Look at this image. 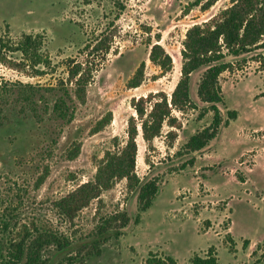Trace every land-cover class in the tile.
Listing matches in <instances>:
<instances>
[{
	"label": "rangeland",
	"instance_id": "1",
	"mask_svg": "<svg viewBox=\"0 0 264 264\" xmlns=\"http://www.w3.org/2000/svg\"><path fill=\"white\" fill-rule=\"evenodd\" d=\"M194 1L0 0L4 40L13 43L23 34H41L43 50L54 66L42 77H30L0 64V82L7 85H53L58 78L66 79L62 62L85 59L78 52L87 40L101 33L112 40L105 62L86 88L85 102L77 104L73 121L61 128L58 138L0 128V243L4 254L9 256L18 244L47 232L69 245L62 250L56 244L44 248L41 264H145L149 254L189 264L193 256L204 257L210 247L220 264H264V71L255 62L220 76L223 120L227 110L237 111L238 117L227 127L221 125L203 151L175 155L212 119V113L198 118L207 107L196 94L203 69L192 73L189 82V97L196 108L172 112L180 129L163 124L150 148L139 131L136 174L141 182L157 177L159 190L138 224L134 221L137 190L128 192L125 180L103 192L99 201H91L72 221L61 217L54 206L93 180L106 151L124 145L127 120L136 116L132 98L156 92L170 97L180 76L186 30L230 5L229 0H217L201 11L190 6ZM157 37L173 62L172 70L164 75L148 61L149 42L155 43ZM9 58L17 61L20 55L9 54ZM141 62H145L144 79L139 87L128 89L126 83ZM108 112L111 123L91 133ZM171 130L174 136L167 135ZM76 143H80L78 156L67 160V151ZM192 159V166L176 171ZM45 167L48 176L38 185ZM121 212L129 218L121 235L115 237V230L110 229L97 238L94 231L100 219ZM229 238L234 242L231 246ZM97 240L99 249L92 250Z\"/></svg>",
	"mask_w": 264,
	"mask_h": 264
},
{
	"label": "trees",
	"instance_id": "2",
	"mask_svg": "<svg viewBox=\"0 0 264 264\" xmlns=\"http://www.w3.org/2000/svg\"><path fill=\"white\" fill-rule=\"evenodd\" d=\"M217 0H195L191 7H199L201 11L211 8ZM230 5L207 21L194 24L188 28L181 43L180 76L168 97L164 92L149 93L145 97L132 98L130 105L136 116H130L126 125L124 145L106 151L96 165L93 180L79 185L75 190L55 202L58 214L72 221L76 214L89 206L91 201L100 199L103 192L110 190L118 181L125 180L128 192L137 190L135 223L151 206L159 190L157 177L141 182L136 174L135 166L138 154L136 139L141 133L142 140L148 148L153 140L161 135L163 124L173 129H180L173 111L185 112L194 110L195 104L189 97V82L192 73L203 69L197 84L198 100L207 107L198 118L212 113L209 125L202 131L191 135L175 155L199 153L214 140L221 128L227 127L238 117L235 110H227L223 120L219 105L225 106L220 76L235 73L249 62L258 64V70L264 71V0H229ZM111 38L101 33L93 40H87L78 55L85 56L83 61L67 58L63 63L66 79L58 78L55 84L41 86L39 84L2 83L0 82V128L9 126L14 131H36L40 138H58L61 128L74 119L75 107L83 104L86 88L93 80L94 74L105 62L110 51ZM150 44L148 61L158 67L161 74L169 73L173 68L171 56L158 43ZM44 36L41 34H23L17 42L10 43L0 35V64L16 71L26 72L30 77H42L53 71L51 59L44 52ZM18 53L19 60L12 61L9 54ZM254 54L253 56H249ZM249 56V58L247 57ZM230 58V60H227ZM145 62H141L128 79V89L140 86L144 79ZM53 72H51L52 74ZM5 113V114H4ZM6 120L3 123V117ZM112 113L108 112L97 121L91 133H97L109 125ZM140 127V129H139ZM174 136L173 130L167 133ZM115 140V138H114ZM51 141V140H50ZM52 144L55 140H52ZM80 151V143H76L67 151V160H74ZM193 159L182 163L176 171H183L193 165ZM48 176V167L43 169L39 177L40 185ZM129 223L124 212L101 218L95 227L97 238L105 235L110 229L115 230V237L121 235ZM230 246L234 244L229 238ZM247 241H244V245ZM56 244L61 250L69 244L60 241L54 234L38 233L27 243L18 244L17 248L6 255L0 243V262L3 264H41L43 249ZM99 240L93 242L92 250L99 249ZM98 251V250H97ZM8 254V253H7ZM88 255V254H87ZM264 257V249L262 250ZM145 264H176L168 258H157L149 254ZM189 264H220L213 247L204 257L193 256Z\"/></svg>",
	"mask_w": 264,
	"mask_h": 264
}]
</instances>
